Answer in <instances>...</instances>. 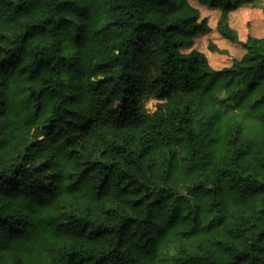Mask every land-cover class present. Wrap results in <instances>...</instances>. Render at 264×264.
I'll list each match as a JSON object with an SVG mask.
<instances>
[{
    "label": "trees",
    "instance_id": "obj_1",
    "mask_svg": "<svg viewBox=\"0 0 264 264\" xmlns=\"http://www.w3.org/2000/svg\"><path fill=\"white\" fill-rule=\"evenodd\" d=\"M198 1L239 42L240 1ZM209 30L188 0H0V264H264V37L216 69L183 52Z\"/></svg>",
    "mask_w": 264,
    "mask_h": 264
},
{
    "label": "rangeland",
    "instance_id": "obj_2",
    "mask_svg": "<svg viewBox=\"0 0 264 264\" xmlns=\"http://www.w3.org/2000/svg\"><path fill=\"white\" fill-rule=\"evenodd\" d=\"M188 1L201 11V19L207 20L210 30L197 34L193 47L184 48L183 52L192 49L204 52L216 69L230 66L235 60L242 58L246 52L244 43L248 37H264V0H239L240 3L231 10L230 25L238 32L239 42H231L218 31L217 23L222 10L212 9L198 0ZM157 102L154 98L148 100L146 110H155Z\"/></svg>",
    "mask_w": 264,
    "mask_h": 264
}]
</instances>
